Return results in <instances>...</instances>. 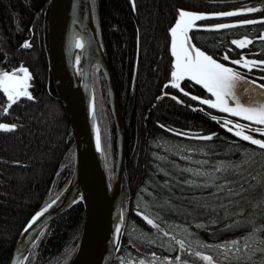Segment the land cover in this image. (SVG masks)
Instances as JSON below:
<instances>
[{
    "label": "trees",
    "instance_id": "1",
    "mask_svg": "<svg viewBox=\"0 0 264 264\" xmlns=\"http://www.w3.org/2000/svg\"><path fill=\"white\" fill-rule=\"evenodd\" d=\"M49 1L0 0V71L27 69L32 97H19L9 108L0 91V124L15 125L13 131L0 130V264H8L18 233L63 190L73 169L69 123L48 73ZM90 4L114 79L125 136L123 230L111 264H163L177 256L195 263L200 258L195 253L222 264H264V252L257 250L248 259V251L242 250V259L237 260L234 249L217 247L232 241L243 245L244 238L253 234L264 239V231H257L264 229V149L234 135L222 119L246 121L199 103L211 99L202 85L186 78L180 88L170 83L171 29L179 12L185 11L206 17L195 21L189 31L196 48L255 86L264 85L260 63L264 61V0H90ZM250 8L255 11H247ZM228 12L240 14L221 15ZM249 20L256 23H243ZM221 24L235 27L218 29ZM241 39L251 43L244 48L232 43ZM26 43L29 47L23 46ZM236 60L241 64L233 63ZM245 60L257 63L245 67ZM91 82L110 186L115 135L105 82L96 64ZM197 108L210 116L196 112ZM104 129L111 140L109 164L103 154ZM247 129L254 139L264 140L255 128ZM208 136L212 138L203 139ZM228 165L240 167L216 171L217 166ZM226 181L228 187L218 191L215 185ZM145 217L158 227L149 225ZM82 224L83 205L77 200L47 224L23 264H68ZM177 241H183L184 247Z\"/></svg>",
    "mask_w": 264,
    "mask_h": 264
},
{
    "label": "water",
    "instance_id": "2",
    "mask_svg": "<svg viewBox=\"0 0 264 264\" xmlns=\"http://www.w3.org/2000/svg\"><path fill=\"white\" fill-rule=\"evenodd\" d=\"M78 43L83 46L78 47ZM46 46L51 86L65 112L72 135L73 169L63 190L21 229L8 264H21L27 249L46 225L77 200L83 205V224L76 251L68 264H111L123 230L125 136L114 79L97 37L90 0L49 1ZM93 64L98 66L104 78L115 135V161L110 186L101 142L97 148L99 128L91 82ZM196 112L210 116L199 108Z\"/></svg>",
    "mask_w": 264,
    "mask_h": 264
},
{
    "label": "snow or ice",
    "instance_id": "3",
    "mask_svg": "<svg viewBox=\"0 0 264 264\" xmlns=\"http://www.w3.org/2000/svg\"><path fill=\"white\" fill-rule=\"evenodd\" d=\"M247 11L252 12L255 9H248ZM237 12H228L221 15L224 16H235L239 15ZM203 15H196L185 11H180L178 19L175 23V26L171 29V51L172 55L175 57L174 71L171 73L172 83L171 87L180 88V81L185 78L191 81H194L198 85H202L208 93L211 94L215 100L211 99H200L199 103L207 105L210 108L218 109L221 112L228 113L232 116L243 118L244 120L254 123L256 125L264 126V103L259 105L244 104L237 97L235 89L239 81L243 79L240 73L235 72L232 68L226 67L221 63H218L210 55H206L203 51L196 48L192 43L188 35L189 30L193 28L194 22L205 19ZM245 24L256 23V21H245ZM218 29H226L230 27H235L232 24H221L216 26ZM264 38V37H262ZM232 43L239 48H244L247 44H250L251 41L247 39L242 40H233ZM24 47H29L26 43ZM78 47L83 45L77 44ZM225 60L228 59V56L224 57ZM233 63L241 64L240 60L233 61ZM249 63L255 65L257 62L244 61V66L248 67ZM264 64V61L260 62ZM23 73V76H18L15 72L0 73V91H2L7 100L10 102L8 107L10 108L12 104L17 102V99L22 96H26L28 99H32L29 95L28 80L30 79L27 69L21 68L19 70ZM264 87V85H260ZM187 95V93H185ZM175 99V97H173ZM191 99L197 100L196 96H192ZM230 102L234 106H230ZM5 113L7 108L4 109ZM225 124H232L231 121L225 120ZM233 128L237 129L234 132V135L240 137L244 141L250 142L252 145L258 146L260 149H264V140L254 139L251 135H246L245 132L247 126L234 124ZM15 125L9 126L7 124H0V130L3 131H13ZM231 131V129H229ZM253 131H258L260 135H264V128L252 129ZM212 137H203V139H211ZM97 148H100V138L99 130L97 129ZM228 167L239 168L240 165H228V166H217L216 171H227ZM191 171V170H187ZM196 176H208L207 173L195 172ZM215 177H212L213 183L215 182ZM255 179V178H254ZM264 179V178H262ZM192 183V182H189ZM215 187L218 191H223L228 187L227 181L224 184H216ZM229 192H233V189L229 188ZM239 194V193H236ZM147 223L153 227H158L154 224L152 219H148ZM119 231V229H117ZM257 231H264V229H257ZM167 235V233H165ZM180 244L181 248L184 247L183 241H177ZM255 245H264V239H257L256 236L249 235L244 238L243 245L241 241H232L229 245H217L220 249H227V251H233V255L237 260L242 259L239 255L242 250H247L249 255L248 259H251V255L255 251L264 252V247H254ZM203 246V245H202ZM226 254V253H225ZM195 255L200 256L206 264H212L211 256H201L200 253H195Z\"/></svg>",
    "mask_w": 264,
    "mask_h": 264
},
{
    "label": "rangeland",
    "instance_id": "4",
    "mask_svg": "<svg viewBox=\"0 0 264 264\" xmlns=\"http://www.w3.org/2000/svg\"><path fill=\"white\" fill-rule=\"evenodd\" d=\"M188 35H189V33H188ZM173 58H174V63H175V57L173 56ZM242 65L244 66V63H242ZM249 66H250V63H249ZM20 69L21 68L19 67L17 69H14V70L8 72V73L15 72L18 76H21L22 77L23 76V73L19 71ZM3 72L4 71H0V73H3ZM170 83H172V78L170 80ZM29 86H30V81L28 80V88H27L28 93H29ZM235 91H236L237 97L241 101V103H244V104H252V105H259L261 103H264V88H262L260 86H255L250 80L246 79L245 77H243V79L238 82L237 88L235 89ZM210 98H211V100H215V98L212 97V96H210ZM230 106H234V105H232L231 102H230ZM225 114H227L229 116H232V115H230L228 113H225ZM237 118H239V117H237ZM240 119H243V118H240ZM225 120L231 121L232 124H225L224 123ZM244 121H246L247 123H241V122L240 123H235L229 117H226L225 119H222V122L224 123L225 127L228 128V129L233 130L234 132L237 130V129H235V128L232 127V125H234V124L244 125V126H247V127L248 126H251V127L255 128V129L264 128V126L256 125L254 123H250L247 120H244ZM98 128H99V125H98ZM103 134H104L103 135L104 142H103V145H102V147H103V154H104V156L107 159V162L109 164L111 162L110 161L111 160V153H110L111 152V147H110L111 140H110V137H109V133L106 132L105 129H104V133ZM245 134L246 135H250L247 132V130H246ZM100 142H101V139H100ZM112 177H113V175H112ZM163 264H206V262L203 259L199 258V260L197 262H195V263H189V262H185V261L181 260V258L179 256H177V257H175L173 259H170V260L167 259L166 262H164ZM212 264H222V263H220V262L212 259Z\"/></svg>",
    "mask_w": 264,
    "mask_h": 264
},
{
    "label": "bare ground",
    "instance_id": "5",
    "mask_svg": "<svg viewBox=\"0 0 264 264\" xmlns=\"http://www.w3.org/2000/svg\"><path fill=\"white\" fill-rule=\"evenodd\" d=\"M103 79H104V78H103ZM48 224H49V223H48ZM46 226H47V225H46ZM43 230H44V229H43ZM41 233H42V232H41ZM18 234H19V233H18ZM17 236H18V235H17ZM16 238H17V237H16ZM36 240H37V239H36ZM32 245H33V244H32ZM32 245H31V246H32ZM31 246H30V247H31ZM30 247H29V248H30ZM29 248L27 249V251H26V253H25L24 257H23V259H22V261H21V264H23V262H24V258H25V256H26V254H27ZM75 251H76V250H75ZM9 260H10V259H9ZM69 262H70V261H69ZM8 263H9V262H8Z\"/></svg>",
    "mask_w": 264,
    "mask_h": 264
}]
</instances>
